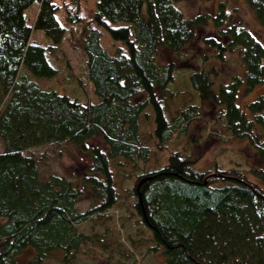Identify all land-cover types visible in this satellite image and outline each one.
Instances as JSON below:
<instances>
[{
    "label": "trees",
    "instance_id": "16d2710c",
    "mask_svg": "<svg viewBox=\"0 0 264 264\" xmlns=\"http://www.w3.org/2000/svg\"><path fill=\"white\" fill-rule=\"evenodd\" d=\"M31 1L0 0V264H45L55 250L63 259L74 252L85 236L75 225L117 199L109 159L146 161L155 146L185 132L203 102L216 108L213 118L223 134L244 138L254 149L260 164L248 170L264 183V93L243 106L235 101L239 86L245 94L263 78L264 48L241 23L223 26L225 0L217 2L213 14L191 17L177 8L179 0H95L94 25L85 21L80 42L94 96L84 101L42 88L34 79L55 75L56 67L45 56L58 49L65 29L55 13L61 7L65 22H79L75 0L61 5L36 0L30 26L23 9ZM244 1L264 24V0ZM208 20L224 38H203L213 57L234 51L241 71L213 87L211 67L184 69L189 88L182 89L193 90L197 101L183 99L186 103L169 112L161 96L175 92L167 89L175 67L171 57L159 60V51L181 55L195 27ZM99 26L117 40L111 50L101 44ZM31 28L40 29L50 43L32 40ZM149 106L152 144L141 137L138 124ZM92 136H99L103 146L87 144ZM61 143L79 145L89 156L80 181L93 203L83 211L75 208L80 189L62 175L40 176L43 156L29 150ZM132 188L133 206L162 257L156 264H264V187L239 168L200 170L174 148L163 163L140 167ZM24 251L28 255L19 259Z\"/></svg>",
    "mask_w": 264,
    "mask_h": 264
},
{
    "label": "rangeland",
    "instance_id": "374dc122",
    "mask_svg": "<svg viewBox=\"0 0 264 264\" xmlns=\"http://www.w3.org/2000/svg\"><path fill=\"white\" fill-rule=\"evenodd\" d=\"M54 1L60 5L62 2H70V0ZM218 1L220 0H179L175 5L181 10L183 16L191 17L198 13L213 14ZM94 2L95 0H75L76 13L80 17L77 23L65 22L61 7L56 11L55 15L59 22L65 25V29L57 46L58 49L53 48L52 54L49 51L45 52L47 60L56 67V73L49 79L34 78L40 87L65 92L80 101L94 99L90 83L85 75L84 55L80 48L85 21L88 22V26L94 25L92 21ZM37 6V1L32 0L23 9L24 20L30 26ZM250 8L244 0H225L223 9L226 18L223 26L230 22L241 23L264 48V24L257 21ZM118 23L119 21L111 24ZM99 29L101 44L111 50L117 40H112L105 27L99 26ZM209 35H213L214 39L221 42L224 41L223 36L215 32V27L208 20L195 27L193 37L180 50L181 55H171L165 49H160L158 59L165 61L171 57L175 67L172 82L167 85L168 90H175V92L172 94L166 92L169 95L161 96L164 98V103L167 101L165 104L169 112H174L177 105L186 103L187 100L197 101V95L193 90L182 89L189 88L184 69L199 66L211 67L214 71L210 74L213 87L226 81L232 73L241 71L240 61L234 51L225 50L221 58L213 57V51L203 41V38ZM30 36L32 40L41 44L50 43L49 38L40 29L31 28ZM183 56H185L184 59L181 58ZM241 87L237 89L235 101L243 106L257 93H264V74L261 81L247 93H242ZM180 89L182 90L179 92ZM2 94L0 85V95ZM161 101L163 102V99ZM197 106V116L187 124L185 132L176 136L174 140L164 142L158 147L155 146L146 161L136 159L130 163L122 158L109 159L113 185L118 192L116 201L107 210L94 212L87 219L75 225L79 233L85 236L80 239L74 252L63 259L60 256L62 253L55 250L51 256L44 258L45 264H63L64 262L67 264H156L160 262L162 257L159 250L152 248L155 240L151 230L144 223L142 224L133 206L136 195L132 183L140 167L146 169L163 163L171 149L182 150L193 159V165L197 169H208L213 165L219 168H239L250 180L264 187V183L248 170L250 165L260 164V161L247 140L223 134L219 123L213 118L216 108L210 102H203ZM146 112L147 117L140 116L138 124L142 131L141 137L147 143L152 144L151 138L154 137V133L150 130L151 106L146 108ZM90 143L103 146L99 136H92L87 140V144ZM29 150L33 153H41L43 156L38 162L40 176L45 177L51 173L62 175L72 180L80 189V196L75 202L77 210L83 211L92 205L93 199L90 191L80 181L81 175L85 174L89 166V156L85 149L76 144L61 143L56 146H33ZM27 255L28 253L24 251L18 257L22 259Z\"/></svg>",
    "mask_w": 264,
    "mask_h": 264
}]
</instances>
